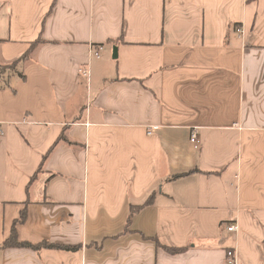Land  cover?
Returning <instances> with one entry per match:
<instances>
[{
	"label": "crops",
	"instance_id": "crops-1",
	"mask_svg": "<svg viewBox=\"0 0 264 264\" xmlns=\"http://www.w3.org/2000/svg\"><path fill=\"white\" fill-rule=\"evenodd\" d=\"M3 67L0 264H264V0H0Z\"/></svg>",
	"mask_w": 264,
	"mask_h": 264
},
{
	"label": "trees",
	"instance_id": "trees-1",
	"mask_svg": "<svg viewBox=\"0 0 264 264\" xmlns=\"http://www.w3.org/2000/svg\"><path fill=\"white\" fill-rule=\"evenodd\" d=\"M36 44L37 43H33L31 45V47H30V50L33 47H35ZM30 50L23 56V58H27L28 57ZM14 66H15L14 64H11L9 67L13 68ZM6 68L7 67L0 68V71L2 72L4 70H6ZM26 216H27L26 215V211L23 210L21 212V216H20L19 220H17L15 222V224L13 225L10 236L3 242L1 247H3V248H8V247H26V248H31V249H34V250H39L41 248H64V249H69V250H76L77 249V247H62V246H58L56 244L49 243L48 241H43V242H40L38 244H31L29 242L20 241L19 238H18V235H17L16 225H17L18 222L25 221ZM155 242H156V244L158 246L163 247L168 252L177 253V252L180 251V249H175V248H170V247H166V246H161L157 239L155 240Z\"/></svg>",
	"mask_w": 264,
	"mask_h": 264
},
{
	"label": "built area",
	"instance_id": "built-area-1",
	"mask_svg": "<svg viewBox=\"0 0 264 264\" xmlns=\"http://www.w3.org/2000/svg\"><path fill=\"white\" fill-rule=\"evenodd\" d=\"M237 31L241 32L242 29L241 28H238ZM102 49V47H96L92 50L93 52V55L95 57H100V50ZM81 73L84 75V76H89L90 72H89V69L87 68H84L81 70ZM3 133V130L0 129V134ZM150 134L152 133V129L150 130L149 132ZM190 142L194 145V147L196 149L199 148L200 146V139H199V135H198V132L196 129H194L192 132H191V136H190ZM226 228L229 232H233L237 229V226L235 224H227L226 225ZM227 256H228V259H229V262L231 264L234 263L235 261V252L233 250H229L227 252Z\"/></svg>",
	"mask_w": 264,
	"mask_h": 264
},
{
	"label": "water",
	"instance_id": "water-1",
	"mask_svg": "<svg viewBox=\"0 0 264 264\" xmlns=\"http://www.w3.org/2000/svg\"><path fill=\"white\" fill-rule=\"evenodd\" d=\"M114 51V57H117V47H114V49H113Z\"/></svg>",
	"mask_w": 264,
	"mask_h": 264
}]
</instances>
